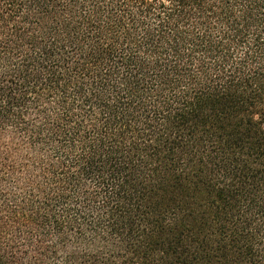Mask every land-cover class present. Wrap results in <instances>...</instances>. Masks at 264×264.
<instances>
[{"label": "trees", "instance_id": "16d2710c", "mask_svg": "<svg viewBox=\"0 0 264 264\" xmlns=\"http://www.w3.org/2000/svg\"><path fill=\"white\" fill-rule=\"evenodd\" d=\"M0 264H264V0H0Z\"/></svg>", "mask_w": 264, "mask_h": 264}]
</instances>
